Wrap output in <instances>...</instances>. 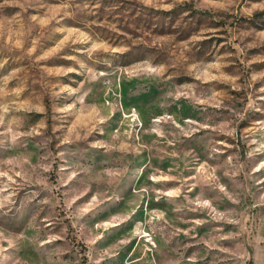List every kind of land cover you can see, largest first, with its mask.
<instances>
[{"label": "rangeland", "instance_id": "374dc122", "mask_svg": "<svg viewBox=\"0 0 264 264\" xmlns=\"http://www.w3.org/2000/svg\"><path fill=\"white\" fill-rule=\"evenodd\" d=\"M0 264H264V0H0Z\"/></svg>", "mask_w": 264, "mask_h": 264}]
</instances>
